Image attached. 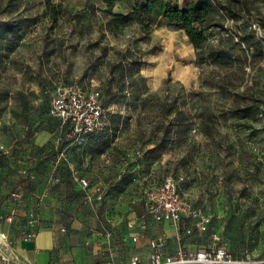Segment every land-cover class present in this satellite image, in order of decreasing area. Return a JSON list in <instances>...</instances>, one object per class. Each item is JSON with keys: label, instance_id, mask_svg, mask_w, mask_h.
<instances>
[{"label": "rangeland", "instance_id": "1", "mask_svg": "<svg viewBox=\"0 0 264 264\" xmlns=\"http://www.w3.org/2000/svg\"><path fill=\"white\" fill-rule=\"evenodd\" d=\"M214 2L195 51L164 19L123 25L99 0H50L55 19L45 0H0V199L23 202L30 233L51 229L55 264H130L153 219L146 193L167 177L209 219L186 222L191 242L264 255V0ZM128 48L142 53V95L108 81ZM211 49L225 66L199 64ZM72 84L99 90L110 115L78 139L50 113Z\"/></svg>", "mask_w": 264, "mask_h": 264}, {"label": "built area", "instance_id": "2", "mask_svg": "<svg viewBox=\"0 0 264 264\" xmlns=\"http://www.w3.org/2000/svg\"><path fill=\"white\" fill-rule=\"evenodd\" d=\"M257 24H253L254 28ZM259 28V27H258ZM50 113L60 120L68 137H79L99 131L107 121L108 109L103 105L101 93L97 89H83L77 84L58 89L51 98ZM146 205L154 218H162L177 227L184 219L193 220L200 230H206L208 217L181 193L178 185L167 177L158 187L146 193ZM12 215L8 217L11 221ZM144 224L141 226L144 228ZM137 240L136 235L132 237ZM8 235L0 230V264H14L2 252ZM160 239L153 240V246L160 245ZM130 264H147L136 258ZM148 264H264L262 257L249 255L235 256L223 248H208L189 252L180 247L175 255L166 256L162 261L157 253H152Z\"/></svg>", "mask_w": 264, "mask_h": 264}, {"label": "trees", "instance_id": "3", "mask_svg": "<svg viewBox=\"0 0 264 264\" xmlns=\"http://www.w3.org/2000/svg\"><path fill=\"white\" fill-rule=\"evenodd\" d=\"M99 1L102 2L107 7V10L113 15V17L120 24L123 25L137 24L145 31H148L150 26V17H160L164 19L169 25L176 26L179 29L183 30L189 44L195 51H200L203 48L206 42L204 31L210 26V22L214 19L215 12L217 10L214 0H186L184 1L182 7L171 4L169 2L162 3L158 0H143L140 2H136L131 8V10L127 11L126 13H121L113 11L114 5L119 0ZM45 3L47 5V8L53 14V18L55 19L58 13V9L51 5L50 0H45ZM258 25L259 27L264 29V19H258ZM141 57L142 53L139 51V49H126L123 53L120 54L119 60L110 68L108 81L111 82L116 77L120 85L128 83L131 87L136 88L138 90L139 95H142L144 91L148 90V86L146 84L145 77L140 73L141 66L143 65ZM198 60L199 64L217 63L221 66L226 65V61L222 56L221 52L214 49H211L206 56L200 55L198 57ZM210 86L217 88L221 91L226 90L224 89L225 87L222 82L219 80H211ZM102 103L105 106L103 99ZM105 107L107 108V106ZM254 109L255 108L252 107V105L245 104L243 106L235 108L234 112L237 114L238 118H248L252 115ZM177 114H182V111L177 110ZM109 118L110 115L108 112L107 121L106 123H104V125L99 131H101L104 126L108 123ZM87 135L91 134H86L83 136ZM160 146L161 140L155 143L154 145L155 148H160ZM189 221L190 219H184L178 227H180L184 223L186 224V222ZM230 254L235 256H245L237 255L235 253Z\"/></svg>", "mask_w": 264, "mask_h": 264}, {"label": "crops", "instance_id": "4", "mask_svg": "<svg viewBox=\"0 0 264 264\" xmlns=\"http://www.w3.org/2000/svg\"><path fill=\"white\" fill-rule=\"evenodd\" d=\"M140 1L143 0H119L113 8L118 7V12L126 13ZM158 1L182 7L186 0H182V4L174 0ZM126 6H128L127 10H124ZM22 203L18 199L8 198L5 202L0 199V230L8 235L6 247L2 249L3 254L14 264H55L52 260L55 239L51 229L40 228L30 233L31 225L26 217L27 210L21 206ZM10 215H12L11 221L8 220ZM184 226L185 223L177 227L170 221L153 217L144 235L140 237L132 259L136 258L148 264L152 253H157L162 261L166 256L175 255L180 247L189 252L203 250L200 245L191 242L192 235L189 229H184ZM157 239H160V245L154 247L153 240ZM181 239L185 242L184 247L177 246L180 245Z\"/></svg>", "mask_w": 264, "mask_h": 264}]
</instances>
